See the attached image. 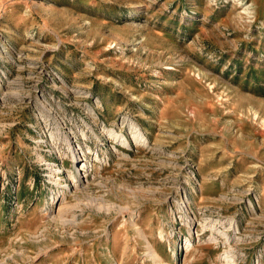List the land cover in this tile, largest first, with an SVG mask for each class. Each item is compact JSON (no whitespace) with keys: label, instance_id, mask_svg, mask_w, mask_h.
<instances>
[{"label":"rangeland","instance_id":"1","mask_svg":"<svg viewBox=\"0 0 264 264\" xmlns=\"http://www.w3.org/2000/svg\"><path fill=\"white\" fill-rule=\"evenodd\" d=\"M0 264H264V0H0Z\"/></svg>","mask_w":264,"mask_h":264},{"label":"bare ground","instance_id":"2","mask_svg":"<svg viewBox=\"0 0 264 264\" xmlns=\"http://www.w3.org/2000/svg\"><path fill=\"white\" fill-rule=\"evenodd\" d=\"M65 210H66V209H65ZM61 211H62V210H61ZM62 212H63V211H62ZM62 212H61V213H62ZM62 214H63V213H62Z\"/></svg>","mask_w":264,"mask_h":264}]
</instances>
